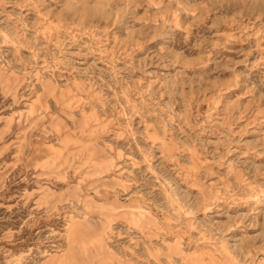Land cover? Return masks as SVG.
Here are the masks:
<instances>
[{"label":"rangeland","instance_id":"374dc122","mask_svg":"<svg viewBox=\"0 0 264 264\" xmlns=\"http://www.w3.org/2000/svg\"><path fill=\"white\" fill-rule=\"evenodd\" d=\"M0 264H264V0H0Z\"/></svg>","mask_w":264,"mask_h":264},{"label":"bare ground","instance_id":"6f19581e","mask_svg":"<svg viewBox=\"0 0 264 264\" xmlns=\"http://www.w3.org/2000/svg\"><path fill=\"white\" fill-rule=\"evenodd\" d=\"M261 203H258V205H260ZM179 220V219H178ZM165 240V239H164Z\"/></svg>","mask_w":264,"mask_h":264}]
</instances>
